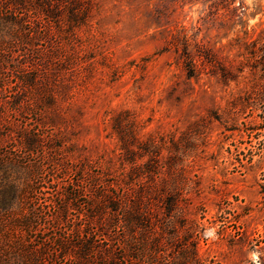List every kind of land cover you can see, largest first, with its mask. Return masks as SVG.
Returning a JSON list of instances; mask_svg holds the SVG:
<instances>
[{
    "label": "rangeland",
    "instance_id": "rangeland-1",
    "mask_svg": "<svg viewBox=\"0 0 264 264\" xmlns=\"http://www.w3.org/2000/svg\"><path fill=\"white\" fill-rule=\"evenodd\" d=\"M19 1L54 59L48 90L0 109V264H74L54 240L86 230L87 175L144 197L165 263L264 264V0ZM81 188L58 229L53 191Z\"/></svg>",
    "mask_w": 264,
    "mask_h": 264
},
{
    "label": "trees",
    "instance_id": "trees-1",
    "mask_svg": "<svg viewBox=\"0 0 264 264\" xmlns=\"http://www.w3.org/2000/svg\"><path fill=\"white\" fill-rule=\"evenodd\" d=\"M49 7V2H44L42 11L47 18L52 17ZM26 12L27 7L19 0H0V82L4 85L14 80V85H20L18 87L20 92L14 94L12 98L9 97L10 102L1 99L0 109L8 105L12 112L19 114L28 101L27 98L20 97L21 93L36 89L37 85H41L39 90L42 94L48 90L45 73L54 59L50 56V49L42 51L39 48L38 43L44 37L37 33L36 25L29 26L25 18ZM44 103L46 104V98ZM10 132L8 129V133ZM15 137L21 149L27 154L42 148L43 138L25 129L15 132ZM61 169L64 173L67 171L66 166L62 165ZM84 169L82 167L81 171ZM99 184L104 185L101 176L87 175L84 188L93 193L89 197L91 204H86L90 209V213L85 214L86 230L78 229L73 243L60 236L56 237L54 245L59 253L65 254L73 248L74 264H89L87 256L96 243L92 236L99 234L107 243L103 252L106 254L104 258L107 264H118L119 259L126 264H167L159 247L156 248L154 245L156 232L150 216L151 208L144 197L133 198L129 193L119 194L115 189L110 191L108 187L113 189L115 184L105 185L98 191L96 187ZM81 190L83 191V188L64 195L53 191L54 215L51 216V221L58 229L61 223H66L67 211L75 209V203L81 197ZM171 208L172 206L167 209L170 211ZM33 211L30 219L26 221L27 225ZM115 229L117 230L114 231Z\"/></svg>",
    "mask_w": 264,
    "mask_h": 264
}]
</instances>
